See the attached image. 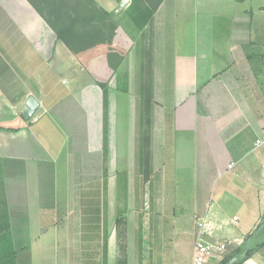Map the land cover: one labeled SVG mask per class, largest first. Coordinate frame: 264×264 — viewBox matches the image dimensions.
<instances>
[{
    "label": "crops",
    "instance_id": "crops-1",
    "mask_svg": "<svg viewBox=\"0 0 264 264\" xmlns=\"http://www.w3.org/2000/svg\"><path fill=\"white\" fill-rule=\"evenodd\" d=\"M75 1L80 17L85 5L104 9L111 17L96 13L93 20L88 15V22L76 20L64 0H48L39 8L30 0H0V159L7 160L0 177L11 217H27L25 231L32 233L35 212L38 230L44 229L43 213L54 211L58 217L59 205L67 211L78 178L93 170L96 154L103 152L108 176L94 200L101 194L115 198L118 215V173L126 171L128 210L121 217L129 215L137 198L145 201V209L154 199L158 215L168 216L156 224L161 234L149 247L150 256L131 254L127 247L121 257L117 236H108L107 264H193L198 236L235 248L250 233L260 232L264 146L256 147L255 141L264 135V0H162L155 11L156 0H128L125 5L126 0ZM103 19L116 23L110 44L97 43L96 37L91 41ZM73 22L75 28L65 38L52 26ZM170 22L174 57L167 65ZM111 34L107 28L105 36ZM80 41H85L83 48ZM122 43L130 44L132 55L130 65L127 59L120 64L128 73V90L119 88V73L112 79L108 57ZM100 81H108L107 145ZM148 82L158 98L146 107L142 90ZM30 96L40 106L26 119L23 109ZM170 107L174 111L167 133ZM164 161L169 175L154 195L146 187L133 191L134 183L151 182L142 177L146 168L153 173ZM50 167L55 203L44 209L42 179ZM164 183L173 190H161ZM145 229L141 218L140 254L146 247ZM29 241L35 264L36 243L32 236ZM230 249L208 264H218ZM242 264H264V248Z\"/></svg>",
    "mask_w": 264,
    "mask_h": 264
},
{
    "label": "rangeland",
    "instance_id": "rangeland-1",
    "mask_svg": "<svg viewBox=\"0 0 264 264\" xmlns=\"http://www.w3.org/2000/svg\"><path fill=\"white\" fill-rule=\"evenodd\" d=\"M64 1L65 4L71 6L70 9L73 12L74 18L76 20L83 19V21L88 22L87 19L89 17L88 15L90 14L89 11H85L84 16L80 17L78 15L79 10H76L78 9L79 4L76 3L75 0ZM120 45L121 46H118L114 49L112 48L111 51L114 53V55L118 54L123 56L124 54H127L123 56V60L120 64L125 63L127 59L130 60L128 62L130 65L132 60V57H129L132 56L129 54V52H131L130 44L125 46V44L122 43ZM154 56L156 59L155 63H158V55ZM149 58L150 57L147 59L146 57V61L148 60V62H145L147 68L149 67L148 63L150 64ZM134 59L136 61L137 57L135 56ZM120 64L116 70L114 69L112 79L114 75L118 77V73L120 75V73L122 74L124 72ZM136 66L137 63H135V67ZM158 68L159 65H157V69ZM100 82L107 83L108 81ZM152 97L154 101V97L158 98V94ZM147 105L148 103L145 102L146 107ZM160 110L161 105L157 103L156 111L159 112ZM96 156L98 162L92 161L95 166L91 168L93 170L90 173L81 174L78 178V183L74 186L76 197L67 201V211H65V214L61 217V221L58 219L54 211H45V213L42 215L44 227L42 230L45 231H42L41 229L38 230L39 218L38 215H35V212L33 213L34 227L32 233L28 234L29 237H33V240L36 243L35 256L37 258V262H35V264H103V248L106 234H108V236L112 235L113 238H116L117 236L116 253L118 255L121 254V257L126 256L127 247L131 249V254L150 256L151 252L149 247L152 246L153 242L157 240L159 234V232L156 230V224L158 221L159 223L162 222L165 218H168V216L158 215L157 206H154V203H156L154 199L148 200V209H145V201L142 198H137L131 202V212L129 215L126 216L124 214L122 216V224L118 225V215L117 211L115 210V198L110 200V196H108V194H101L100 200H94L92 197L94 196L95 191H102V182L105 181V177L108 176V170L106 171L105 166H103V152H98ZM103 169L105 173L103 172ZM112 172L115 174L114 167L112 168ZM168 175L169 166L167 161H164L161 167L155 169V172L153 173H149L148 169L146 168L142 177L145 178V182L147 179H150L151 182L145 183V185L134 183L133 191H140L141 193L146 187L151 192V194L154 195L156 186H158V184L161 182L160 180L163 179L164 181L165 176ZM166 183L162 184L161 190L166 192H170L169 190L172 191V187ZM162 202L165 206H167V200ZM95 204H98L97 207L99 206V208H96L94 206ZM121 205L124 207L123 204ZM147 212L150 214H144ZM141 218L143 219V223L146 228L144 230V244L146 247L142 254H140L138 250V227ZM24 225L25 223H22L21 226ZM129 227L131 231L130 233L128 232ZM49 228H51L50 231H48ZM18 236H20L19 240H25L27 234L25 235L23 233H19ZM42 237H44L43 243H41ZM120 244L126 245L125 251L120 248ZM122 251H124V253Z\"/></svg>",
    "mask_w": 264,
    "mask_h": 264
},
{
    "label": "trees",
    "instance_id": "trees-1",
    "mask_svg": "<svg viewBox=\"0 0 264 264\" xmlns=\"http://www.w3.org/2000/svg\"><path fill=\"white\" fill-rule=\"evenodd\" d=\"M48 0H30V2L36 7L39 8V6ZM162 3V0H156L155 2H152V10L155 11L159 5ZM91 4V2H90ZM86 10H90V18L93 20L96 18V13L101 15L100 17H111V14L104 10L100 9L94 6V8H89L88 5L82 6V16L83 12ZM81 15V14H80ZM105 19V18H104ZM103 19L102 24L95 26L96 28L91 33L92 40L93 37H96L97 43H111L112 36L114 35V30L116 28V23L112 21V23H108ZM88 20V19H87ZM76 22L69 23L64 25L62 28L57 27L55 24L54 28L58 32V34L61 37L66 36V33L72 32V30L75 28ZM80 24H83V21L80 22ZM167 36H166V62L167 65L169 63H172L173 57H174V23L170 22L167 24ZM107 28H111V37H106L105 32ZM70 44H72V41L68 40ZM85 41H80V48H83ZM88 42V41H87ZM73 48L74 45L72 44ZM110 65L113 69H117L121 61L123 60L122 55L115 54L110 51L108 53ZM120 86L119 88L122 90H128V73H122L119 75ZM99 84L102 86L104 91V142L107 145V138H108V128H107V115H108V86L105 82H99ZM153 88L150 85V83H146L143 86L142 90V97L145 102H150L153 99ZM173 108L170 107L167 109L166 112V131L167 133L172 128V118H173ZM2 163H7V160H1L0 159V169ZM44 181V198L42 199V207L45 209H52L54 207L55 203V180H54V171L50 167L48 169V176L45 179H42ZM127 193H128V181H127V172H121L118 174V217L117 222L118 225L122 224L123 219L121 215L125 212L127 209ZM124 207H122V205ZM62 205V204H61ZM59 213H58V219L61 220V217L65 214L64 208H61L62 206L59 205ZM13 219V223L12 220ZM22 220V222H21ZM26 221L27 217L23 216H14L11 217L8 210V204L7 199L4 193V187L2 184V177H0V263L1 264H32L31 262V245H30V237H29V231H25L26 229ZM22 223H25L24 226H21ZM261 229V228H260ZM19 233L27 234L25 240H19L20 236H18ZM20 242V243H19ZM142 243H143V234L142 229L140 228L139 231V249L142 250ZM125 244H120V248L122 250H126ZM231 248V247H230ZM229 247L227 250L230 249ZM264 248V227L259 232V229L254 232L250 233L245 241L237 246L230 249V251L222 257V259L218 262V264H242L247 258L252 256L256 251L261 250ZM124 251H122L124 253ZM103 255H104V264H107V256H108V235L106 234L105 242H104V248H103ZM211 259V258H210Z\"/></svg>",
    "mask_w": 264,
    "mask_h": 264
},
{
    "label": "built area",
    "instance_id": "built-area-1",
    "mask_svg": "<svg viewBox=\"0 0 264 264\" xmlns=\"http://www.w3.org/2000/svg\"><path fill=\"white\" fill-rule=\"evenodd\" d=\"M255 146H264V135L258 137L255 141ZM232 167V165H230ZM237 217H235L236 219ZM228 248L226 242H211L198 236L194 243V259L193 264H208L211 257L214 255H223Z\"/></svg>",
    "mask_w": 264,
    "mask_h": 264
},
{
    "label": "water",
    "instance_id": "water-1",
    "mask_svg": "<svg viewBox=\"0 0 264 264\" xmlns=\"http://www.w3.org/2000/svg\"><path fill=\"white\" fill-rule=\"evenodd\" d=\"M128 0H126L123 5L127 4ZM40 106V102L36 99L34 96H30L24 109H23V115L26 119H30L33 117L34 113Z\"/></svg>",
    "mask_w": 264,
    "mask_h": 264
}]
</instances>
